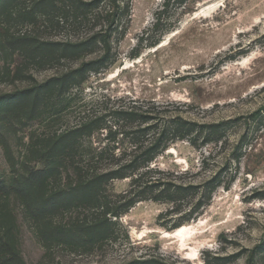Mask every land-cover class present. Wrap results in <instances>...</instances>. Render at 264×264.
<instances>
[{"label":"rangeland","instance_id":"obj_1","mask_svg":"<svg viewBox=\"0 0 264 264\" xmlns=\"http://www.w3.org/2000/svg\"><path fill=\"white\" fill-rule=\"evenodd\" d=\"M121 30L112 39L116 63L91 74L73 92L68 109L56 106L58 113L47 111L44 122L11 120L4 127L1 121L0 132L18 159L37 129L39 134L50 127L62 131L93 115L103 116L104 129L85 141L86 147L91 142L94 148L104 146L110 130L124 124L115 111L133 108L141 115L148 113L150 119L143 126H152L150 135L181 117L197 123L198 131L191 136L195 143H173L150 165V176L191 189L175 206L151 200L137 203L119 219L116 240L81 252L61 245L47 248L14 200L13 188L0 186V219L8 206L14 211L13 231L23 260L264 264V0H132L131 19ZM42 36L53 38L48 32ZM20 62L18 56L5 60L0 55V96L41 84L77 65L31 67L14 79L3 74L4 66L10 65L14 73ZM122 139L119 134L117 154L128 147ZM2 143L0 139V178L5 179L11 168ZM110 189L125 195L131 179L116 180ZM77 216L82 214L73 210L55 221ZM188 219L183 225L193 227L191 234L171 235L178 229L172 228L174 224Z\"/></svg>","mask_w":264,"mask_h":264},{"label":"trees","instance_id":"obj_2","mask_svg":"<svg viewBox=\"0 0 264 264\" xmlns=\"http://www.w3.org/2000/svg\"><path fill=\"white\" fill-rule=\"evenodd\" d=\"M131 11L132 0H0V55L5 60H14L15 56L21 59L14 73L10 65L4 66V75L22 78L31 67L49 69L77 63L41 84L0 96L3 126L11 125V120L18 124H23L24 119L44 122L47 111L58 113L56 106L68 109L73 92L91 74H99L116 63L112 39L117 30L124 31ZM27 27L31 29L23 30ZM43 32L53 38L43 37ZM157 42L155 39L151 45ZM93 55L96 57L88 59ZM113 115L124 124L115 132L110 130L104 146L94 148L91 142L86 147L85 141L104 129L103 116L93 115L62 131L50 127L39 134V129L34 130L18 159L0 132L11 168L10 175L0 178V186L8 184L13 188L14 200L20 203L24 217L34 223L47 248L61 245L81 252L98 249L118 238L119 219L137 203L151 200L175 206L191 189L154 179L150 165L176 141L194 144L191 136L198 131L197 123L176 117L160 132L150 135L152 126H143L150 119L148 113L141 115L129 108ZM119 134L128 147L117 154ZM127 178L131 179L130 191L120 196L113 194L111 183ZM213 188L209 187L210 191ZM73 210L82 216L67 222L55 221ZM188 221H179L172 228H180ZM14 226L17 227V217L8 206L0 219V264H26Z\"/></svg>","mask_w":264,"mask_h":264},{"label":"bare ground","instance_id":"obj_3","mask_svg":"<svg viewBox=\"0 0 264 264\" xmlns=\"http://www.w3.org/2000/svg\"><path fill=\"white\" fill-rule=\"evenodd\" d=\"M192 231H193V227L191 225H184V226L178 228L177 230H175L171 235L177 236V235H181V234H191ZM168 234H170V233H168Z\"/></svg>","mask_w":264,"mask_h":264}]
</instances>
